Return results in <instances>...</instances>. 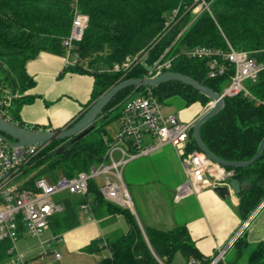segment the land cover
Returning a JSON list of instances; mask_svg holds the SVG:
<instances>
[{
  "label": "trees",
  "instance_id": "16d2710c",
  "mask_svg": "<svg viewBox=\"0 0 264 264\" xmlns=\"http://www.w3.org/2000/svg\"><path fill=\"white\" fill-rule=\"evenodd\" d=\"M210 1L213 16L204 11L190 23L193 16L191 12H186L180 23L152 47L146 63L158 59L168 48L167 55L170 57L196 45L227 48V39L236 49L250 52L264 64V0ZM183 3L184 0L78 1L79 10L88 15L89 22L82 40L76 45L81 64L67 70L94 75L89 105L121 80L147 75L144 65L136 66L126 75L108 69L154 43L163 28L165 12ZM73 8V0H0V61L5 65L4 68L0 66V96L7 91L18 94L9 106L12 122L27 126L21 120L20 111L25 103L32 100L24 92L36 83L27 72V61L41 51L66 52L63 40L71 32ZM181 31L183 33L179 36ZM171 70L192 76L217 92L224 89L231 74L208 78L206 59L189 58L182 53L174 59ZM246 86L252 93L251 97L242 93L225 97L224 108L200 128L207 147L225 160L251 159L264 138V69L255 81H247ZM146 88L123 90L109 103L106 111H121L123 102L130 95L144 92ZM152 89L160 100L163 94L171 93L182 96L187 105L195 101L204 104L210 101L206 95L178 81H168ZM110 118V114L109 117L107 114L101 116L95 122V128L75 142L66 139L47 143L24 170L23 186L30 187L36 178L42 176L56 178L54 172L57 169H61L66 176H73L101 162L106 151L104 136L109 134L106 125ZM31 128L40 130L38 126ZM62 145L65 151L58 154ZM188 148L199 149L193 135ZM79 158L83 161L81 169L69 171L67 163L78 162ZM227 169L234 171L233 177L248 183L239 194V213L246 221L264 199V149L253 165ZM89 194L94 195L97 201H104L95 181H90L86 198L79 196L75 199L76 195L72 194L60 196L64 209L50 218V228L56 235L78 225L77 207L88 200ZM113 210L125 215L129 228L108 244L110 255L98 264H172L177 255L184 261L195 258L200 261L199 264H210L211 257L197 248L186 225L168 230L142 228L130 208L114 206ZM232 246L237 261L247 255V264H264V240L248 251L250 244L242 234ZM8 247L7 241L0 243V263L11 257ZM82 249L97 252L101 249L100 241H91ZM217 264L228 263L221 260Z\"/></svg>",
  "mask_w": 264,
  "mask_h": 264
},
{
  "label": "built area",
  "instance_id": "2783aa9c",
  "mask_svg": "<svg viewBox=\"0 0 264 264\" xmlns=\"http://www.w3.org/2000/svg\"><path fill=\"white\" fill-rule=\"evenodd\" d=\"M78 1L73 0L72 28L69 36L63 40L66 68L81 64L76 45L82 40L89 22L88 15L79 10ZM184 2L165 12L163 28L154 43L135 54L128 55L125 60L115 63L108 70L126 75L136 66L144 65L147 70L146 76L154 77L171 70L174 59L182 53L189 58L206 59L208 78L231 73L229 82L219 92L224 98L240 93L251 97L252 93L245 83L255 81L264 69V64L250 52L236 49L225 36L227 48L196 45L185 48L174 57L167 55L168 48L158 59L146 63L152 47L180 23L186 12H191L193 16L190 23L204 11H208L213 16L210 0H184ZM182 33L183 31L179 36ZM16 96L17 93L10 91L0 96V115L10 121H12V113L9 106L12 98ZM126 100L127 102L121 106L119 127L114 133L109 132L104 136L106 145L104 159L88 170L79 171L73 176L61 175L56 178L42 176L36 178L30 187H24V178H22L24 170L47 143L10 148L0 139V243L4 241L9 243L7 252L13 256V264H33L19 252L18 240L24 235L41 239L44 232L50 228V218L64 209L60 196L72 194L86 198L90 181L96 182L98 178L102 180V184L96 183L105 201L114 206L133 209L131 195L123 179V169L130 160L148 155L162 146H174L184 166L186 180L174 193L176 201L192 192L219 185L222 181L224 184L226 178L233 177V170L212 161L199 149L188 148L195 121L187 122L179 119L175 114H163L161 100L152 88L147 87L144 92H140L135 97L130 96ZM263 205L264 199L243 222L228 246L220 248L211 256L210 264H217L225 258L228 247H231L235 239L242 235L250 220ZM81 207L87 211L91 209L88 200L82 203ZM53 239L59 241L60 235H55ZM51 242L52 240L42 241V246ZM45 253H48V249H45ZM56 255L60 257L59 253ZM199 263L200 261L195 258L183 262V264Z\"/></svg>",
  "mask_w": 264,
  "mask_h": 264
},
{
  "label": "crops",
  "instance_id": "0c3cea01",
  "mask_svg": "<svg viewBox=\"0 0 264 264\" xmlns=\"http://www.w3.org/2000/svg\"><path fill=\"white\" fill-rule=\"evenodd\" d=\"M65 58V53L41 51L27 61V72L36 83L24 92L32 98L21 107L20 116L25 125L38 126L40 130L64 128L76 121L89 106L95 77L89 72L67 70ZM180 97L182 102H177L175 112L170 114L181 120L196 121L208 109L200 101L187 105ZM123 179L133 202L131 210L142 228L168 230L186 225L195 245L205 256L211 257L220 248L228 246L243 225L239 213L240 195L232 190L227 198L219 196L213 187H207L178 201L174 199L186 174L172 145L130 160L123 169ZM74 197L79 199L77 195ZM88 202L89 211L81 204L77 207L78 225L60 235L63 255L58 252L60 257L50 259L41 251L43 239L29 235H24L17 243L19 252L33 264H98L110 255L108 244L126 233L129 225L124 214L113 210V204L97 201L91 194ZM242 234L250 245L264 240V205ZM48 240L53 241V238ZM94 240L100 241L99 251L90 253L82 249ZM231 248L228 247L227 253ZM12 260L13 256L0 264H13Z\"/></svg>",
  "mask_w": 264,
  "mask_h": 264
},
{
  "label": "water",
  "instance_id": "95a60500",
  "mask_svg": "<svg viewBox=\"0 0 264 264\" xmlns=\"http://www.w3.org/2000/svg\"><path fill=\"white\" fill-rule=\"evenodd\" d=\"M0 66L2 68L5 67L1 61ZM168 81L182 82L210 98V107L196 119L192 131L193 138L199 150L205 153L208 158L225 168L233 169L251 166L260 158L264 149V138L261 140L256 154L247 161H231L222 159L207 147L201 137V125L224 108V97L221 93L213 90L210 86L200 82L194 77L174 70L164 71L154 77H130L121 80L99 96V98L94 100L75 123L64 128L53 130L34 129L14 123L0 115V139L6 142L10 148L30 144L49 143L53 140L70 139L71 142H75L76 140H80L95 128V122L101 117L103 111L123 90L132 87L154 88ZM170 95L171 93L163 94L162 98H167ZM107 117H109V115H107ZM64 151L65 146L62 145L57 153L60 154ZM247 185L248 183L246 181L242 182L238 178L231 177L226 178V182L224 184L216 185L213 189L222 198H227L231 195V190L236 194H240L244 189H246Z\"/></svg>",
  "mask_w": 264,
  "mask_h": 264
},
{
  "label": "rangeland",
  "instance_id": "374dc122",
  "mask_svg": "<svg viewBox=\"0 0 264 264\" xmlns=\"http://www.w3.org/2000/svg\"><path fill=\"white\" fill-rule=\"evenodd\" d=\"M245 84H247V82ZM138 94H139V92H135L133 94V97H135ZM126 102H127V100H125L123 102V104L126 103ZM177 102H182L181 97L177 96V95L170 96V97H167V98H162L161 99V103H162V112H163V114L167 115V114H170V112H175ZM202 104L209 107L210 104H211V100L208 101L205 104L204 103H202ZM104 114H107V115L110 114L111 115L110 121L106 125V129H107L108 132L113 133L119 127V123H120V121H119L120 109H115V110L108 109L107 111L105 109L101 116H103ZM82 162H83L82 158H79L78 162H74L73 161V162L67 163L66 168L69 171L77 172L79 169H81L80 167L82 165ZM54 174L56 176L65 175L61 169L55 170ZM26 175H29V174H25V176ZM23 176H24V174H23ZM23 176H22V178H24ZM96 182L99 185L102 184V180L100 178H98L96 180ZM54 234H55L54 230L52 228H49V229H47L44 232V234H43L41 239H43V241H44V240H48L49 238H54L55 237ZM30 237H33V236H30ZM30 237H27V238H30ZM19 240H18V243H19ZM23 240H26V239H23ZM254 247H255V245H250L247 250L251 251ZM41 248H42L41 251H44V253H45V249H48V253H45V254H46V256L50 257V259H52V260L56 259V256H57L56 254L58 252H60L62 255L64 254V249L62 247V242L61 241H56L55 239H53V241L51 243H45V245L42 246ZM236 255L237 254H236L235 248H234V246H232V248L228 251V253L225 255V258L222 261L226 262L228 264H247L246 263L247 255L243 256L241 261H237ZM183 261H184L183 258L180 255H177L175 260H174V262L172 264H182Z\"/></svg>",
  "mask_w": 264,
  "mask_h": 264
}]
</instances>
